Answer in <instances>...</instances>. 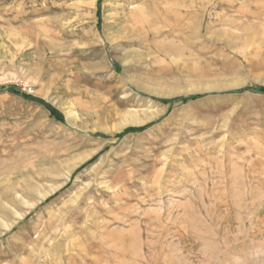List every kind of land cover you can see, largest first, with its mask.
Wrapping results in <instances>:
<instances>
[{
	"label": "rangeland",
	"instance_id": "374dc122",
	"mask_svg": "<svg viewBox=\"0 0 264 264\" xmlns=\"http://www.w3.org/2000/svg\"><path fill=\"white\" fill-rule=\"evenodd\" d=\"M0 264H264V0H0Z\"/></svg>",
	"mask_w": 264,
	"mask_h": 264
},
{
	"label": "bare ground",
	"instance_id": "6f19581e",
	"mask_svg": "<svg viewBox=\"0 0 264 264\" xmlns=\"http://www.w3.org/2000/svg\"><path fill=\"white\" fill-rule=\"evenodd\" d=\"M159 14V13H158ZM196 21V20H195ZM128 34V33H127Z\"/></svg>",
	"mask_w": 264,
	"mask_h": 264
},
{
	"label": "trees",
	"instance_id": "16d2710c",
	"mask_svg": "<svg viewBox=\"0 0 264 264\" xmlns=\"http://www.w3.org/2000/svg\"><path fill=\"white\" fill-rule=\"evenodd\" d=\"M25 96H27V95H25Z\"/></svg>",
	"mask_w": 264,
	"mask_h": 264
}]
</instances>
